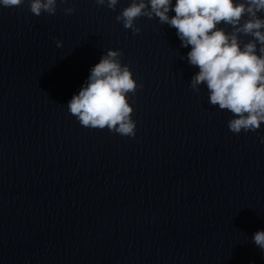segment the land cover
I'll list each match as a JSON object with an SVG mask.
<instances>
[{"label": "clouds", "instance_id": "1", "mask_svg": "<svg viewBox=\"0 0 264 264\" xmlns=\"http://www.w3.org/2000/svg\"><path fill=\"white\" fill-rule=\"evenodd\" d=\"M66 0H60L64 3ZM119 0H95L115 11ZM24 0H0L4 7L21 6ZM30 11L55 15L57 0H29ZM66 15L74 7L64 9ZM174 12V16L169 13ZM264 0H131L116 16L133 35L141 31L140 17L158 18L159 23L177 30L181 47L191 50L187 62L199 71L189 86L196 92L206 86L208 102L228 110L233 118L228 128L233 134L256 132L264 122ZM250 37L243 42L241 36ZM62 47V41H56ZM122 50L109 49L67 104L81 126L105 129L125 137H135L136 121L129 94L142 87L130 67L121 63ZM184 59V57H182ZM264 142V138L261 139ZM254 244L264 251V230L253 235Z\"/></svg>", "mask_w": 264, "mask_h": 264}]
</instances>
